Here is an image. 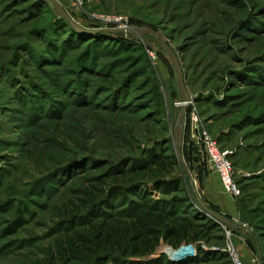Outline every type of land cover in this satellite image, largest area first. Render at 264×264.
Here are the masks:
<instances>
[{
    "label": "rangeland",
    "instance_id": "obj_1",
    "mask_svg": "<svg viewBox=\"0 0 264 264\" xmlns=\"http://www.w3.org/2000/svg\"><path fill=\"white\" fill-rule=\"evenodd\" d=\"M58 1L93 33L58 20L48 0H0V264H50L57 239L82 224L65 220L66 205L150 154L177 155L172 178L183 182L171 196L151 186L152 201L174 217L196 216L204 238L109 264H264V0ZM128 29L162 35L186 103L158 36L115 32ZM198 126L230 153L238 197L221 183L212 192ZM131 200L140 202L131 196L105 211L126 214Z\"/></svg>",
    "mask_w": 264,
    "mask_h": 264
},
{
    "label": "trees",
    "instance_id": "obj_2",
    "mask_svg": "<svg viewBox=\"0 0 264 264\" xmlns=\"http://www.w3.org/2000/svg\"><path fill=\"white\" fill-rule=\"evenodd\" d=\"M58 20H67L58 15ZM68 21V20H67ZM131 168L118 165L101 181V186L83 191L78 201L70 202L63 209L65 220L74 229L64 232L56 241L50 254V264H109L154 255L163 243L177 250L182 245L199 243L204 236L194 219L174 217L173 212L154 203V191L171 196L180 193L182 180L172 178L178 166L177 155L156 156L135 162ZM130 201L126 214H112L115 203ZM23 225L6 231L15 234ZM207 260V258H205ZM173 264V263H169ZM177 264H206L200 257Z\"/></svg>",
    "mask_w": 264,
    "mask_h": 264
},
{
    "label": "built area",
    "instance_id": "obj_3",
    "mask_svg": "<svg viewBox=\"0 0 264 264\" xmlns=\"http://www.w3.org/2000/svg\"><path fill=\"white\" fill-rule=\"evenodd\" d=\"M86 0H74L77 8H81ZM99 18V17H97ZM102 22L105 23H121L122 19H111L102 17ZM198 122L197 120H195ZM199 141L202 143L206 152V157L210 165V169L216 173L221 181V184L226 193L233 197L240 195V189L234 178V166L229 159L230 153L223 150L218 141L214 139L209 132L201 126H198ZM235 264H241L235 260Z\"/></svg>",
    "mask_w": 264,
    "mask_h": 264
},
{
    "label": "water",
    "instance_id": "obj_4",
    "mask_svg": "<svg viewBox=\"0 0 264 264\" xmlns=\"http://www.w3.org/2000/svg\"><path fill=\"white\" fill-rule=\"evenodd\" d=\"M48 1L51 2V4L54 6V10H55L56 14L59 15L60 17L64 18V19L69 20L71 26L74 29H76L77 31L82 32V33H93L92 31H89V30L85 29L84 27H82L76 21L72 20L70 18L69 13L66 12L64 7L62 6V4L58 0H48ZM115 32H126L127 34L134 36L136 39H139L140 37L148 35V34H156L159 38L158 42L163 46L166 55L169 56L173 66H174V73L176 75V81H177L178 91H179V97H178L179 98V104H181L182 101H184L185 103L187 102V99H188L187 89H186L185 78L183 75L181 65L179 63L177 56L173 53V51L171 50L169 45L165 42V40L161 34L156 33V32L149 30V29H128L126 31H115ZM151 48L153 49L152 46H151ZM182 121H183V118H182V115H180L179 120H178V129L179 130L177 133V141L179 144H181L183 142L184 128H183ZM179 158L183 160V156L181 155V153H179ZM184 166H185V170H186L187 174L190 176V172H189L187 166L185 164H184ZM211 214L218 221L228 225L231 228H235V225L232 222H230L228 219H226V218H224V217H222L216 213H211Z\"/></svg>",
    "mask_w": 264,
    "mask_h": 264
},
{
    "label": "crops",
    "instance_id": "obj_5",
    "mask_svg": "<svg viewBox=\"0 0 264 264\" xmlns=\"http://www.w3.org/2000/svg\"><path fill=\"white\" fill-rule=\"evenodd\" d=\"M209 177L211 178V180L213 182L212 192L213 193H217L218 192V189L220 190V188H221L220 178H219V176L216 173H211Z\"/></svg>",
    "mask_w": 264,
    "mask_h": 264
}]
</instances>
